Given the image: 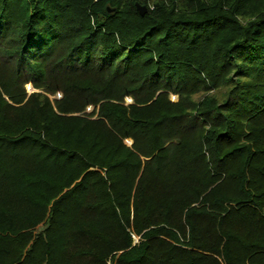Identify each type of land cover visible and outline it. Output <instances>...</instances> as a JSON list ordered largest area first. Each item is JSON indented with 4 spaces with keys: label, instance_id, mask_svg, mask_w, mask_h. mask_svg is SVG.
<instances>
[{
    "label": "trees",
    "instance_id": "obj_1",
    "mask_svg": "<svg viewBox=\"0 0 264 264\" xmlns=\"http://www.w3.org/2000/svg\"><path fill=\"white\" fill-rule=\"evenodd\" d=\"M0 264H264V0H0Z\"/></svg>",
    "mask_w": 264,
    "mask_h": 264
},
{
    "label": "rangeland",
    "instance_id": "obj_2",
    "mask_svg": "<svg viewBox=\"0 0 264 264\" xmlns=\"http://www.w3.org/2000/svg\"><path fill=\"white\" fill-rule=\"evenodd\" d=\"M26 89H27V92L30 94V93H32V92H35V91H40V90H37V89H35L34 87H33V85L31 84V83H28L27 85H26ZM174 94H172L171 95V99L172 100H174V101H177L178 100V96L177 95H174ZM63 96V93L62 92H58L55 96H52L51 98L53 99L54 97H57V98H61ZM176 96V97H175ZM126 101H127V103H131V102H133V99H132V97H127V99H126ZM93 106H89L88 108H87V111H92L93 110ZM128 140H130V139H127L125 142H126V144L127 145H131V144H129L128 143ZM132 141V140H131ZM132 143V142H131ZM135 242H137L138 240H139V237H137V236H135Z\"/></svg>",
    "mask_w": 264,
    "mask_h": 264
},
{
    "label": "water",
    "instance_id": "obj_3",
    "mask_svg": "<svg viewBox=\"0 0 264 264\" xmlns=\"http://www.w3.org/2000/svg\"><path fill=\"white\" fill-rule=\"evenodd\" d=\"M137 7H138L139 12H140L142 15H144V14L146 13V11H147V7H146V6L137 5ZM132 143H133V141H132ZM132 143H131V144H132Z\"/></svg>",
    "mask_w": 264,
    "mask_h": 264
},
{
    "label": "bare ground",
    "instance_id": "obj_4",
    "mask_svg": "<svg viewBox=\"0 0 264 264\" xmlns=\"http://www.w3.org/2000/svg\"><path fill=\"white\" fill-rule=\"evenodd\" d=\"M173 96H174V95H173ZM175 97H176V96H175ZM131 142H132V141H131V139H130V140H128V143H129V144H131Z\"/></svg>",
    "mask_w": 264,
    "mask_h": 264
}]
</instances>
